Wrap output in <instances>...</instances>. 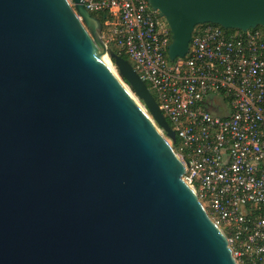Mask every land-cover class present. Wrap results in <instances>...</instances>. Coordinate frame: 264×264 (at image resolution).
Segmentation results:
<instances>
[{
	"label": "water",
	"instance_id": "water-1",
	"mask_svg": "<svg viewBox=\"0 0 264 264\" xmlns=\"http://www.w3.org/2000/svg\"><path fill=\"white\" fill-rule=\"evenodd\" d=\"M149 3L171 61L198 25L264 28V0ZM102 31L83 0H0V264H239L154 95Z\"/></svg>",
	"mask_w": 264,
	"mask_h": 264
},
{
	"label": "built area",
	"instance_id": "built-area-1",
	"mask_svg": "<svg viewBox=\"0 0 264 264\" xmlns=\"http://www.w3.org/2000/svg\"><path fill=\"white\" fill-rule=\"evenodd\" d=\"M83 3L108 16L105 43L133 62L154 93L180 143L183 177L238 263L264 264V31L198 25L187 56L171 61L169 25L149 0ZM209 97L226 113L209 110Z\"/></svg>",
	"mask_w": 264,
	"mask_h": 264
},
{
	"label": "rangeland",
	"instance_id": "rangeland-1",
	"mask_svg": "<svg viewBox=\"0 0 264 264\" xmlns=\"http://www.w3.org/2000/svg\"><path fill=\"white\" fill-rule=\"evenodd\" d=\"M102 38H103V35H102ZM112 47V46H111ZM105 48V47H104ZM113 48V50L114 49H116L114 46L112 47ZM108 49V48H107ZM106 50V49H105ZM106 52H107V50H106ZM108 54V53H107ZM127 59L131 62V64L133 65V62L127 57ZM152 94H154V93H152ZM218 100H219V98H214V97H209L208 99H207V107H208V109L209 110H211V111H216V112H218V113H221V114H224V113H226V110H227V108H224V107H222V108H220V109H217V106L219 105V103H218ZM143 103V102H142ZM169 140V139H168ZM169 142L171 143V145L173 146V148L175 149V151L177 152V148L179 149L180 148V143L178 142L177 143V145L175 146V144L172 142V141H170L169 140ZM203 202L205 203V206H208V203H207V201L205 200V199H203ZM223 227H224V229L227 231L228 229H227V227L225 226V225H223Z\"/></svg>",
	"mask_w": 264,
	"mask_h": 264
},
{
	"label": "trees",
	"instance_id": "trees-1",
	"mask_svg": "<svg viewBox=\"0 0 264 264\" xmlns=\"http://www.w3.org/2000/svg\"><path fill=\"white\" fill-rule=\"evenodd\" d=\"M93 15L94 16H97L98 18H100L101 19V21H102V23H103V28H104V21H105V19L108 17L105 13H103V14H96V13H93ZM260 29H262L263 31H264V28L263 27H259ZM233 31H235V30H230L229 32H233ZM104 40V39H103ZM113 47V46H112ZM111 46H110V49L111 50H113V48H112ZM113 51H115L116 53H118V54H120V55H122L123 57H125V58H127V56L124 54V53H121L119 50H117V49H114ZM178 143V140H177V142L175 143V144H177ZM176 146V145H175Z\"/></svg>",
	"mask_w": 264,
	"mask_h": 264
},
{
	"label": "bare ground",
	"instance_id": "bare-ground-1",
	"mask_svg": "<svg viewBox=\"0 0 264 264\" xmlns=\"http://www.w3.org/2000/svg\"><path fill=\"white\" fill-rule=\"evenodd\" d=\"M104 47H105V48H104ZM99 48H100V50L103 52V55H104V57L106 58V60H107L109 63H111V60H110L109 54H107V53H108V50H107L106 45H104V44H100V43H99ZM105 49L107 50V52H106Z\"/></svg>",
	"mask_w": 264,
	"mask_h": 264
}]
</instances>
